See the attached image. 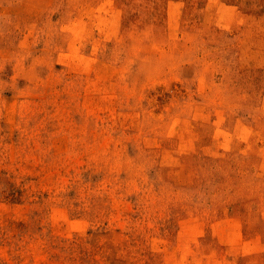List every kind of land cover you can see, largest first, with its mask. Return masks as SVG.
<instances>
[{"label":"rangeland","instance_id":"1","mask_svg":"<svg viewBox=\"0 0 264 264\" xmlns=\"http://www.w3.org/2000/svg\"><path fill=\"white\" fill-rule=\"evenodd\" d=\"M0 264H264V0H0Z\"/></svg>","mask_w":264,"mask_h":264}]
</instances>
